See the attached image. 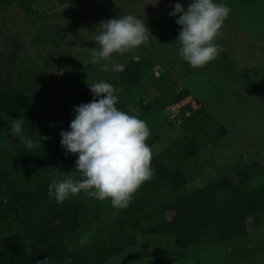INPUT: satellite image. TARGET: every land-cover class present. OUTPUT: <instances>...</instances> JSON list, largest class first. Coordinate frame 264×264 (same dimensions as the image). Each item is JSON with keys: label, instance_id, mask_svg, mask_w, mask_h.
<instances>
[{"label": "rangeland", "instance_id": "obj_1", "mask_svg": "<svg viewBox=\"0 0 264 264\" xmlns=\"http://www.w3.org/2000/svg\"><path fill=\"white\" fill-rule=\"evenodd\" d=\"M5 1L9 0L0 3ZM177 2L187 9L191 0H160L157 7L144 6V0H11L4 7L1 4V67L9 69L11 62L20 70L35 69L45 77L44 83L55 74L49 86L26 105L37 117L23 126L24 136L29 137L43 122L47 127L43 137L48 139L40 142L50 147L75 118L74 106L93 98L88 83L105 81L122 89L126 108V97L133 101L131 108L136 111L130 114L144 120L151 134L161 132L162 136L150 146L153 153L183 131L196 129L195 123H188L184 129L181 109L185 116L190 114L189 109L184 110L188 102L193 109L204 106L206 112L197 113L196 120L200 122L199 135L210 140L185 164L190 189L231 172L237 165L259 162L264 167V0H215L231 10L221 28L222 38L217 39L223 51L217 59L196 69L178 54V17L168 15ZM27 5L35 11L28 13ZM42 11L45 15L39 18ZM129 14L143 18L152 34L149 44L132 53L113 55L117 63L125 64L135 57L147 65L146 78L134 88L121 84L118 72L101 71V64L108 62L89 63L92 50L98 47L94 37L101 31L99 22ZM51 51L63 52L48 58ZM12 55L14 59L10 60ZM182 88H189L190 93L172 101ZM218 124L227 129V135L215 136ZM18 141V137H12L10 125L0 126V150L14 157L24 156L25 148ZM73 157L77 159L74 154ZM76 174L75 178H79ZM99 203L105 211L112 206L110 200ZM105 211L83 232L82 236L91 234L89 242L108 236L113 223ZM247 230L244 237L226 244H216L209 238L191 247L187 258L163 260L155 250L138 245L128 255L135 254L140 261L129 264H264V212L248 218ZM148 236L152 237L141 235L139 239ZM124 261L120 257L112 263L125 264Z\"/></svg>", "mask_w": 264, "mask_h": 264}, {"label": "trees", "instance_id": "obj_2", "mask_svg": "<svg viewBox=\"0 0 264 264\" xmlns=\"http://www.w3.org/2000/svg\"><path fill=\"white\" fill-rule=\"evenodd\" d=\"M10 1L0 5L4 7ZM26 7L28 13L35 11L29 5ZM44 15L42 11L39 18ZM62 52L51 51L48 58ZM124 65L125 70L117 74L121 84L127 88L142 85L148 73L147 65L133 57ZM52 75L44 83L45 77L37 70H19L14 93L0 92V126L10 125L13 119H24L25 126L36 118L35 112L26 108L27 101L36 99L49 86L50 80L55 79V74ZM189 93V88H182L172 101L177 102ZM116 95L120 100L117 107L127 112L124 96L120 92ZM125 101L128 107L132 106L128 96ZM141 106L146 107L142 100ZM185 109L191 113L185 116L181 109L184 129L188 123H195L196 129L183 131L161 151L152 152L154 176L138 188L125 209L111 206L105 211L97 199L83 192L70 197L63 205H57L49 197L51 181L72 176L76 159L71 153L65 155L66 150L60 145L62 137L50 147L40 142L47 130L43 122L28 137L36 147L25 151L24 156L14 157L9 151L0 150V264H38L44 259L47 264H106L120 257L129 264L140 261L135 254L128 255L138 245L155 250L163 260L187 258L191 247L209 238L216 244H226L244 237L248 218L264 212V167L259 162L237 165L231 172L190 189V174L185 164L210 138L199 135L200 122L196 120L197 113L206 112L204 106L193 109L188 103ZM215 134L225 136L228 131L218 124ZM151 136L147 141L149 146L162 135L157 132ZM56 149L59 150L55 152ZM103 211L113 223L108 236L81 247L83 232L100 219ZM141 235L152 237L140 240ZM24 247H30L31 253L26 254Z\"/></svg>", "mask_w": 264, "mask_h": 264}, {"label": "clouds", "instance_id": "obj_3", "mask_svg": "<svg viewBox=\"0 0 264 264\" xmlns=\"http://www.w3.org/2000/svg\"><path fill=\"white\" fill-rule=\"evenodd\" d=\"M159 2L144 0V6L157 7ZM230 11L228 5L215 0H191L187 9L177 2L168 13L178 17L175 21L180 26L175 39L179 43L178 54L193 69L204 67L223 51L217 39L222 38L221 28ZM98 25L101 31L94 37L98 47L92 50L89 63L108 62L101 64V71H124L125 65L115 62L113 55L132 53L141 45L149 44L152 36L144 19H138L137 15L101 20ZM88 86L93 100L74 106L75 118L70 122V130L60 132V145L66 150L65 155L77 156L75 171L67 178L53 179L48 195L57 205H63L70 197L83 192L99 201L110 200L114 208L125 209L138 188L154 176L152 151L146 143L151 132L144 120L130 114L136 111L131 106L128 112L117 107L120 100L116 93L122 89L105 81L88 83ZM24 123V119L11 120L10 133L13 138H19L18 143L23 144L25 151H29L36 144L24 136ZM76 173L79 178H75ZM90 235L81 237V247L88 244ZM31 251L30 247H24L26 254ZM38 264H47V259Z\"/></svg>", "mask_w": 264, "mask_h": 264}, {"label": "flooded vegetation", "instance_id": "obj_4", "mask_svg": "<svg viewBox=\"0 0 264 264\" xmlns=\"http://www.w3.org/2000/svg\"><path fill=\"white\" fill-rule=\"evenodd\" d=\"M14 59V56H10L9 58ZM9 60V62H10ZM9 62L7 63L9 65ZM9 69H6L4 67H1V62H0V92L3 91H8L10 93H14L16 86L15 84L18 83L17 79L20 77L19 76V67H17L14 63L11 64L10 62ZM19 69V70H18ZM26 71V70H24ZM10 77V78H9ZM29 103V100L27 101V104ZM26 104V105H27ZM7 125V124H5ZM5 125H2L1 127H4Z\"/></svg>", "mask_w": 264, "mask_h": 264}, {"label": "built area", "instance_id": "obj_5", "mask_svg": "<svg viewBox=\"0 0 264 264\" xmlns=\"http://www.w3.org/2000/svg\"><path fill=\"white\" fill-rule=\"evenodd\" d=\"M182 99H183V98H182ZM180 100H181V99H180ZM188 103H191V102H188ZM188 103H187V104H188ZM192 107H193V106H192Z\"/></svg>", "mask_w": 264, "mask_h": 264}]
</instances>
